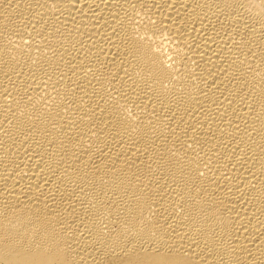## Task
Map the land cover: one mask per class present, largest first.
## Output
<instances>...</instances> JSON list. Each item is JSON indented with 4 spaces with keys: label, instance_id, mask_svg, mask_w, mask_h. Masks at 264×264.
Here are the masks:
<instances>
[{
    "label": "bare ground",
    "instance_id": "1",
    "mask_svg": "<svg viewBox=\"0 0 264 264\" xmlns=\"http://www.w3.org/2000/svg\"><path fill=\"white\" fill-rule=\"evenodd\" d=\"M0 264H264V0H0Z\"/></svg>",
    "mask_w": 264,
    "mask_h": 264
}]
</instances>
